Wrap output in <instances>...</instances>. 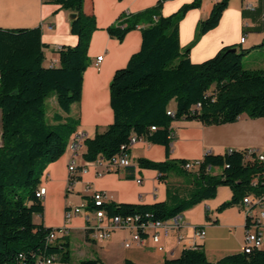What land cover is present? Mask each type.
<instances>
[{
  "label": "trees",
  "instance_id": "trees-1",
  "mask_svg": "<svg viewBox=\"0 0 264 264\" xmlns=\"http://www.w3.org/2000/svg\"><path fill=\"white\" fill-rule=\"evenodd\" d=\"M44 1L76 13L71 32L78 36V42L62 45L58 49L60 64L47 66L40 25L0 26V264H38L51 256L66 262L70 259L69 240L50 242L54 227L36 223L34 215L44 212L43 198L37 195L43 171L65 153L80 119L57 111L50 116L46 98L53 91L57 104L66 112L81 99L83 74L90 64L89 45L97 23L94 14L85 11V0ZM163 1L136 13L125 12L108 28L111 35L123 39L128 31L140 27L143 39L141 48L112 78L114 120L106 130L85 138L84 158L88 161L120 153L132 135L169 146L173 139L170 126L175 119L223 124L238 120L243 113L252 118L264 116V68H246L245 50H233L235 45L193 62L191 45H180L178 24L187 10L200 6L203 0H193L169 16L162 14ZM229 1L214 4L199 24L198 37L217 26ZM173 100L176 108L172 115L168 110ZM250 149L206 152L193 170L184 168L188 159L176 164L175 159L140 158L144 167L190 174L191 193L176 204L166 200L152 204L108 201L106 208L109 213H149L153 219L167 220L214 197L221 185L230 186L233 195L219 206L220 210L241 203L248 194L262 195L264 160L258 157L259 150L249 154ZM100 263L97 257L81 261ZM123 264L141 263L127 258ZM165 264H264V248L230 253L212 261L197 245L166 259Z\"/></svg>",
  "mask_w": 264,
  "mask_h": 264
},
{
  "label": "crops",
  "instance_id": "crops-1",
  "mask_svg": "<svg viewBox=\"0 0 264 264\" xmlns=\"http://www.w3.org/2000/svg\"><path fill=\"white\" fill-rule=\"evenodd\" d=\"M192 1L164 0L162 14L169 16L177 13L183 5ZM217 1L203 0L200 6L190 8L182 15L178 24L181 47L191 45V60L201 62L214 56L223 47L235 45L238 49L245 50L243 63L246 68H264V0H230L217 26L198 37L200 22L208 17ZM158 2L159 0L84 1L85 11L93 13L96 18L97 29L93 32L89 45L90 64L83 74L82 96L66 112L59 107L55 93H52V106L48 112L50 116L57 111L64 116L78 117L80 123L77 131L84 132L86 137H93L97 132L108 128L114 120L110 92L112 78L116 70L126 66L131 56L141 48L143 39L140 27L128 31L123 39L111 35L108 28L123 13H136L153 7ZM6 5L15 6H11V9ZM9 9L14 11L9 13ZM71 13L72 10L63 8L60 4L44 0H0V26L42 27V39L46 43L44 64L47 66L60 64L58 49L62 45H75L78 42V36L71 32ZM49 25L53 27L50 28ZM244 36L246 39L242 42ZM100 55L103 58L96 64ZM170 108H176L174 100L170 103ZM170 127L173 139L169 146L147 139L136 141L130 149L133 165L129 167L103 171V157L95 161L84 158L87 150L85 141L77 152L67 148L59 159L49 163L43 171L40 187L46 188L43 197L44 212L41 215L35 214L34 221L47 227L63 226L66 206L70 202L79 204L83 199L90 198L94 189L106 192L108 201L137 204L165 200L176 204L180 198L191 193L192 183L181 173L170 170L161 172L144 167L140 164V158L153 161L175 159L178 160L176 164H179L180 159L197 161L206 152L223 153L230 148H254L264 153V116L252 118L243 113L238 120L223 124H204L196 119L181 118L173 120ZM1 135L0 127V144ZM73 159L78 171L69 191V165ZM88 187L91 189L88 190ZM232 195L230 186L221 185L214 197L185 209L182 212L183 239L179 241L175 233L169 236L161 234L163 251L158 249L157 243L148 234L143 236L141 242L135 241L130 247H126L124 240L130 238L128 230L114 231L112 237L104 241L89 239L85 233L87 220L82 215L72 218L70 234L64 239L56 240V243L69 240L70 264H81L83 259L95 257L101 260L100 264H123L127 258L141 264H165L166 259L176 258L185 248L197 245L202 246L207 257L215 261L227 254L241 251L245 240L247 217L243 205L239 203L219 209ZM196 228H205L206 235L202 237L197 234ZM72 235L81 239V243L76 244ZM61 261L62 258H58L54 264H61Z\"/></svg>",
  "mask_w": 264,
  "mask_h": 264
},
{
  "label": "built area",
  "instance_id": "built-area-1",
  "mask_svg": "<svg viewBox=\"0 0 264 264\" xmlns=\"http://www.w3.org/2000/svg\"><path fill=\"white\" fill-rule=\"evenodd\" d=\"M53 27V25H49ZM246 37H242V42ZM103 55L98 56L96 64L102 60ZM199 105V104H198ZM169 114H174L172 109L168 110ZM152 129H156V126H152ZM86 135L84 132H75L67 148L74 152H77L83 142ZM139 138L136 135H132L128 144L122 145V151L111 158H104L105 169L103 171H109L120 167H129L133 165L130 149L132 145L138 141ZM257 151V149L251 148L248 152ZM258 152V157L264 160V153ZM198 166L197 161H190L184 165V168L188 170L196 169ZM78 166L73 159L69 165V191L72 189L73 182L76 180ZM140 181V180H139ZM91 188L88 187V190ZM46 192L45 187H39L37 195L41 198L44 197ZM108 203V196L106 192L100 190H92L90 198L83 199L79 204L69 203L65 210V224L61 227H54L49 234V241L54 242L58 239H64L70 234V222L76 215H82L86 218L87 224L85 226V233L89 239L96 241L108 240L112 237L114 231L128 230L130 232V238L124 240L126 247H130L133 242H141L145 234L150 235L157 243L158 249L163 251L164 245L160 243L161 234L169 236L175 233L178 240L183 239L181 228L184 224L183 214L178 213L167 220L153 219L149 213L143 215L141 213H109L106 204ZM243 205L246 217H247V232L244 243L241 247V251L250 253L256 248H264V193L262 195H255L253 193L248 194L243 198L241 202ZM196 233L204 237L206 235L205 228H196ZM57 260L56 256H51L46 259L40 260L38 264H54ZM61 264H70L66 261H61Z\"/></svg>",
  "mask_w": 264,
  "mask_h": 264
},
{
  "label": "rangeland",
  "instance_id": "rangeland-1",
  "mask_svg": "<svg viewBox=\"0 0 264 264\" xmlns=\"http://www.w3.org/2000/svg\"><path fill=\"white\" fill-rule=\"evenodd\" d=\"M52 93H54L53 91H51L49 94H48V96H47V98H46V103H47V109H48V112H49V110L51 109V106H52V103H51V95H52ZM76 107V106H75ZM0 127H1V116H0ZM183 177L184 178H186L187 180L189 179V181H191L192 182V176L190 175V174H187V173H185V174H183ZM72 240L76 243V244H79V243H81V239H79L76 235H72ZM93 251H94V249H93ZM76 253V252H75ZM74 253V255H73V259H74V261H75V259H76V254Z\"/></svg>",
  "mask_w": 264,
  "mask_h": 264
},
{
  "label": "bare ground",
  "instance_id": "bare-ground-1",
  "mask_svg": "<svg viewBox=\"0 0 264 264\" xmlns=\"http://www.w3.org/2000/svg\"><path fill=\"white\" fill-rule=\"evenodd\" d=\"M19 1H20V0H19ZM10 2H11V1H10ZM14 3H15V2L13 1L12 4H14ZM18 3H19V2H18ZM9 4H11V3H9ZM6 6H9V5H6ZM11 6L14 7L15 5H10L9 7L11 8ZM16 7H17V6H16ZM7 9H8V7H7ZM11 9H12V8H11ZM14 9H16V8H14ZM9 10H10V9H9ZM11 11H12V10H10L9 13H10ZM13 11H14V10H13ZM13 11H12V12H13ZM15 11H16V10H15ZM6 12H7V10H6ZM16 12H18V10H17ZM1 13H2V12H1ZM3 14H4V13H3ZM14 14H18V13H14ZM12 16H13V14H12ZM0 19H1V18H0ZM3 19H4V18H3Z\"/></svg>",
  "mask_w": 264,
  "mask_h": 264
},
{
  "label": "water",
  "instance_id": "water-1",
  "mask_svg": "<svg viewBox=\"0 0 264 264\" xmlns=\"http://www.w3.org/2000/svg\"><path fill=\"white\" fill-rule=\"evenodd\" d=\"M75 17H76V13L72 12V13H71V20H72L73 18H75ZM232 49H233V50H237L238 48H237V47H233Z\"/></svg>",
  "mask_w": 264,
  "mask_h": 264
}]
</instances>
